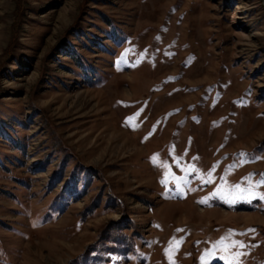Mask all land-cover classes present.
Masks as SVG:
<instances>
[{"label":"rangeland","instance_id":"1","mask_svg":"<svg viewBox=\"0 0 264 264\" xmlns=\"http://www.w3.org/2000/svg\"><path fill=\"white\" fill-rule=\"evenodd\" d=\"M261 181L264 0H0V264H264Z\"/></svg>","mask_w":264,"mask_h":264},{"label":"snow or ice","instance_id":"2","mask_svg":"<svg viewBox=\"0 0 264 264\" xmlns=\"http://www.w3.org/2000/svg\"><path fill=\"white\" fill-rule=\"evenodd\" d=\"M154 160L156 159L155 157L153 158ZM260 183H264V181H261ZM238 187V186H237Z\"/></svg>","mask_w":264,"mask_h":264}]
</instances>
